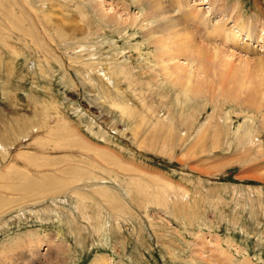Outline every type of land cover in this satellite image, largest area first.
I'll list each match as a JSON object with an SVG mask.
<instances>
[{"label": "rangeland", "instance_id": "1", "mask_svg": "<svg viewBox=\"0 0 264 264\" xmlns=\"http://www.w3.org/2000/svg\"><path fill=\"white\" fill-rule=\"evenodd\" d=\"M155 1L0 0V264H264V0Z\"/></svg>", "mask_w": 264, "mask_h": 264}, {"label": "bare ground", "instance_id": "2", "mask_svg": "<svg viewBox=\"0 0 264 264\" xmlns=\"http://www.w3.org/2000/svg\"><path fill=\"white\" fill-rule=\"evenodd\" d=\"M173 1H174L173 3L176 4V8H177L178 12L181 14L182 17H190V18L192 17L193 19L194 18L198 19V15H200L202 13L199 10L198 11L195 10L194 7L193 8H188L189 7L188 0H173ZM208 1L210 2L211 5L212 4L213 5H218L217 0H213L212 2H211V0H208ZM201 4H204V2L201 3ZM196 5H200V3H197ZM224 5H226V4H224ZM239 8H242V7L239 6ZM168 11L160 8V6L157 3V4H155V6H152L151 13H143L142 14V22H145L142 27L145 28L147 33L151 34L152 32H154L157 29V27H160L159 29H162V30L165 29L163 31H167L166 34H164V35L162 34V36L160 38H158V39L156 38V39H154L155 41H153V43H155V44H156V42L158 43V47H157L158 48L157 49L158 54H159V52H162V53H165L167 55H174L175 52L178 53L179 51L184 50L186 47H187V49L190 48L191 51H194L196 49L195 48L196 46H194L195 44L193 43L192 37L188 36L189 34L187 35L184 26L181 24L182 22L179 23L178 20H177L178 18H176V16L172 12H168ZM241 12H243V11H241ZM239 13H240V11H239ZM234 14H233V16L231 15L234 18V27L229 28L230 31L232 32V35L230 36L231 38L228 37L229 41H231L234 44H237V46H238L239 41H236V40L240 36H242L243 38H245L243 44H244V47L246 49H249L250 48V44H253L254 42L258 43V45L260 44L261 48H264V41L262 40L261 34H259L260 32H255L256 34H259L258 37H255L253 32L250 31L248 29V27H246L248 25L246 23H244V20H242L243 13H241L240 15H238V14L234 15ZM230 19H231L230 15H226L221 20L220 19H218V20L217 19H213L211 17L205 19V24L208 26V28L210 30L208 32V35H211V36L214 35V36H216V38H223L224 39L225 38V34H227L225 32L226 31L225 29H227V28H225V27H226V25H228L227 23H228V21ZM164 38H166V39H164ZM161 42H165L166 44H167V42H170L174 46V50L175 51H173V52L170 51L169 48H167L164 44H160ZM242 48H243V46H242ZM251 50H253V49L251 48ZM205 54H206V51L204 49H203V51H199V53L197 54L198 55L197 59H198V62L200 63V66H199L198 69H203L204 72L206 71V65H205V63L201 62L200 60L204 56H206ZM217 55H218V53L215 52L214 53V57H217ZM173 59H175V56H173ZM261 60L262 59L257 60V64L263 65L264 62H262V61H264V60H262V61ZM167 75L172 80V82L174 84L180 86L182 88V90H184V92H187V93L195 92V86L192 85V82L190 80H188L186 82L184 80L174 79V78H172V74L170 72H167ZM197 91H199V90L197 89ZM263 93L261 94L262 99H264V94ZM230 137H232V136H230ZM92 264H106V263L102 262L101 260L96 259L95 261H93Z\"/></svg>", "mask_w": 264, "mask_h": 264}]
</instances>
